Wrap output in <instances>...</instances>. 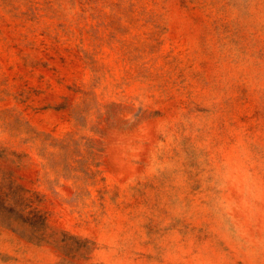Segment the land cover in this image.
Returning <instances> with one entry per match:
<instances>
[{
	"label": "rangeland",
	"instance_id": "374dc122",
	"mask_svg": "<svg viewBox=\"0 0 264 264\" xmlns=\"http://www.w3.org/2000/svg\"><path fill=\"white\" fill-rule=\"evenodd\" d=\"M0 264H264V0H0Z\"/></svg>",
	"mask_w": 264,
	"mask_h": 264
}]
</instances>
